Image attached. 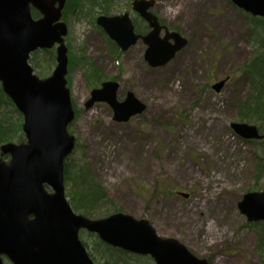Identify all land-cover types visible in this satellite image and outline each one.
<instances>
[{
    "label": "rangeland",
    "instance_id": "1",
    "mask_svg": "<svg viewBox=\"0 0 264 264\" xmlns=\"http://www.w3.org/2000/svg\"><path fill=\"white\" fill-rule=\"evenodd\" d=\"M154 1L153 12L187 40L186 48L158 69L147 67L138 44L118 59L110 55L95 22L84 13L64 18L73 61L66 79L75 111L68 132L78 144L64 163L68 176L86 166L122 213L147 222L160 238L177 240L198 259L264 264V224L247 223L237 207L246 194L264 192L262 146L230 129L242 123L234 105L247 95L243 70L253 57L245 13L229 0ZM132 2L116 1L111 15L128 12L141 25ZM98 16L97 11L95 20ZM49 52L37 51L29 59L40 79L49 77L56 65L51 61L55 49ZM87 59L100 72V84L117 81L118 98L131 92L146 112L118 124L106 105L85 110L92 90L84 76ZM227 77L220 94L212 91V85ZM107 209L98 212L106 214ZM93 236L79 232L88 254L95 247ZM131 263L154 264L142 257Z\"/></svg>",
    "mask_w": 264,
    "mask_h": 264
},
{
    "label": "water",
    "instance_id": "2",
    "mask_svg": "<svg viewBox=\"0 0 264 264\" xmlns=\"http://www.w3.org/2000/svg\"><path fill=\"white\" fill-rule=\"evenodd\" d=\"M239 10L264 19V0H230ZM66 0H0V84L4 94L23 118L26 142L1 146L9 163L0 162V264H94L79 241V231L94 234L115 249L150 257L154 264H210L198 259L175 239L160 238L143 220L116 213L92 220L76 215L65 197L64 160L74 149V137L67 127L73 122L67 86V26L61 21ZM153 0H134L132 10L144 20L150 32L135 34L129 13L100 16L96 25L121 53L139 40L146 47L144 60L150 68L166 66L187 46L177 32H169L151 13ZM42 18L34 20L30 8ZM162 30L164 35L161 37ZM56 47V67L40 80L28 60L37 50ZM226 80L212 90L219 94ZM119 84L107 81L90 92L85 110L105 104L113 121L129 122L142 115L146 106L133 93L118 100ZM231 130L245 141L263 139L257 127L233 123ZM49 189V191L47 190ZM184 198L187 195L180 194ZM247 223L264 224V192L243 196L237 205Z\"/></svg>",
    "mask_w": 264,
    "mask_h": 264
},
{
    "label": "trees",
    "instance_id": "3",
    "mask_svg": "<svg viewBox=\"0 0 264 264\" xmlns=\"http://www.w3.org/2000/svg\"><path fill=\"white\" fill-rule=\"evenodd\" d=\"M116 1L118 0H67L64 17L69 13H77L78 16L84 13L85 16L91 17L92 24L94 25V14L98 11V15L110 16ZM32 16L35 19L39 18L38 13L35 11H32ZM245 17L247 22L246 28L249 34L247 41L253 47V57L243 70V75L247 79L248 84L247 95L234 105V109L240 122L254 124L264 136V20L252 18L248 15H245ZM96 29L99 30L105 44L109 47L110 55L118 59L120 51L117 46L108 40L101 29ZM137 29L138 32L144 30L138 25ZM41 52L51 53L49 51ZM53 60L54 56L52 54L51 61L53 62ZM72 65L73 61L69 60V67L71 68ZM83 68L85 69L84 76L87 78L90 88H97L101 82L98 69L88 59ZM24 141L22 117L14 108L11 101L5 96L0 86V147L5 143L14 142L20 144ZM254 143L261 144V150L264 154V140ZM3 161H8V157L0 153V162ZM64 176L65 185L69 179L71 180H69L70 191L67 194L69 203L72 209L78 211L80 215L90 219H98L121 212L86 166H79L74 171L73 176L69 177L67 167L64 165ZM111 206L113 207V211L110 208ZM100 207H108L109 209H107L106 214L99 213ZM93 237L95 238V247H93V253H89V256L95 264V261H97V264H132L131 261L135 262L140 258L105 245L95 235ZM260 239L263 240L264 237L261 236ZM145 259L150 261L147 257Z\"/></svg>",
    "mask_w": 264,
    "mask_h": 264
},
{
    "label": "flooded vegetation",
    "instance_id": "4",
    "mask_svg": "<svg viewBox=\"0 0 264 264\" xmlns=\"http://www.w3.org/2000/svg\"><path fill=\"white\" fill-rule=\"evenodd\" d=\"M133 20V25H134V27H135V20L134 19H132ZM140 21V23H141V26L144 28V30L142 31V32H138V31H136V27H135V32H136V34H140V35H143V36H145V35H147L148 33H149V31H150V29H149V27H148V25L144 22V21H142L141 19L139 20ZM159 23H160V25L161 26H163V27H167L166 26V24H164L163 23V21L159 18ZM168 29H169V27H167ZM138 30V29H137ZM138 45H140L141 47H142V58H143V53L145 52V49H146V47H145V45L141 42V41H139L138 43H137ZM137 44L135 45V46H137ZM135 46H133L132 48H134ZM131 48V49H132ZM143 62H144V59H143ZM145 63V62H144ZM146 64V63H145ZM147 65V64H146ZM148 67V66H147ZM228 79V82L230 81V77H228L227 78ZM179 193V192H178Z\"/></svg>",
    "mask_w": 264,
    "mask_h": 264
}]
</instances>
